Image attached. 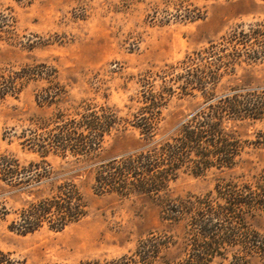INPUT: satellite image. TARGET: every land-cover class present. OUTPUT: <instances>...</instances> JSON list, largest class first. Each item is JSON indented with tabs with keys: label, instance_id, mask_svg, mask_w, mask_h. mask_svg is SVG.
Instances as JSON below:
<instances>
[{
	"label": "trees",
	"instance_id": "trees-1",
	"mask_svg": "<svg viewBox=\"0 0 264 264\" xmlns=\"http://www.w3.org/2000/svg\"><path fill=\"white\" fill-rule=\"evenodd\" d=\"M178 16L203 17L191 11ZM14 23L13 17L3 16L0 33L11 34ZM261 60L264 24L258 23L235 30L177 65L147 72L140 81V105L132 119L121 117L108 105L86 103L74 115L59 112L38 120L36 128L24 131L22 142L35 159L22 161L13 153L0 152L1 188L20 203L19 208L9 207L4 194L0 195V220L13 215L9 229L24 236L44 227L61 232L82 221L90 205L76 178L88 171L96 195L157 199L162 220L172 229L180 228L183 235L180 241L169 231L153 232L131 255L76 264H250L253 259H264V234L254 227L257 217L264 215V170L249 180L221 178L214 191L204 196L175 199L170 195L171 184L182 173L203 176L213 169L232 170L239 165L247 142L238 129L245 121L264 119V87L246 80L229 86L222 95L216 90L238 67ZM54 74L46 64L11 71L0 68V96L18 97L31 82L44 79L52 86L37 93L36 100L41 106L55 104L63 92L54 85ZM177 94L180 98L200 95L204 101L172 132L161 134L163 109ZM129 126L144 144L125 155L102 159L106 138ZM51 158L80 168L67 176L66 167L62 164L57 169ZM172 248L177 254H169ZM0 264L19 263L0 248Z\"/></svg>",
	"mask_w": 264,
	"mask_h": 264
},
{
	"label": "rangeland",
	"instance_id": "rangeland-1",
	"mask_svg": "<svg viewBox=\"0 0 264 264\" xmlns=\"http://www.w3.org/2000/svg\"><path fill=\"white\" fill-rule=\"evenodd\" d=\"M190 11L203 17L178 16ZM3 16L13 17L15 28L11 34L0 33V68L11 71L46 64L55 70L54 85L63 92L55 104L41 106L37 93L52 86L42 79L27 85L18 97L0 96V152L29 161L36 156L23 148V133L36 128L38 120L59 112L74 115L86 103L108 105L121 117L132 119L140 105V81L147 72L177 65L239 28L264 24V0H0V19ZM246 80L264 87V60L238 67L235 75L222 79L216 93L222 95L229 86ZM160 85L157 82V88ZM179 96H173L163 109L161 134L172 132L204 101L200 95ZM238 130L247 142L239 165L232 170L213 169L203 176L182 173L170 186L172 198L204 196L214 191L221 178L244 176L249 180L264 170V119L245 121ZM143 144L129 126L106 138L101 158L119 157ZM50 161L57 169L63 164L67 176L80 168L60 159ZM82 174L76 181L90 205L85 219L61 232L44 227L24 236L9 229L14 218L10 215L0 220V248L19 264H76L131 255L153 232L169 231L182 237L180 228L172 229L162 220L157 199L98 196L92 190V175ZM3 194L9 207L19 208L20 203L0 185ZM254 227L264 234V215L257 217ZM168 252L175 255L178 250ZM250 264H264V259H253Z\"/></svg>",
	"mask_w": 264,
	"mask_h": 264
}]
</instances>
